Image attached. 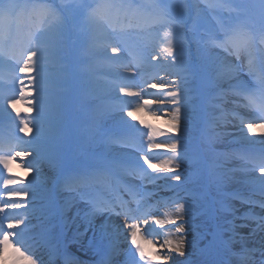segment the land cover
I'll list each match as a JSON object with an SVG mask.
<instances>
[{"label": "rangeland", "instance_id": "obj_1", "mask_svg": "<svg viewBox=\"0 0 264 264\" xmlns=\"http://www.w3.org/2000/svg\"><path fill=\"white\" fill-rule=\"evenodd\" d=\"M0 3L4 12H10L13 5H30L33 11L45 10V17L41 20L47 26L48 35L39 37V30L35 34V29L31 28L33 42L39 39L44 43L40 58L46 61L42 67H49L53 71L50 76L65 70L58 76V81L69 82L53 98V105L45 106L46 116H37L40 112L36 108L31 112L0 114V121L6 122V127L14 133V140L26 141L33 152H52L47 157L57 156L59 159L51 178L31 190L34 193L31 200L34 206L31 208L39 219L36 225L43 233L48 232L57 248L56 254L62 244V256L70 259L68 264H92L102 256L95 233L91 227L86 228L96 191H91L92 188L86 184L84 188L69 186L74 177L95 168L100 174L106 170L121 178L123 169L136 168L140 174L147 173L159 181L166 192L172 193L174 201L171 205L180 209L181 205H186L182 222L189 226L195 237L187 254L191 257L190 264H236L234 257L237 254L232 249V239L236 236L234 227L244 218H236L235 213L230 212V207L240 203L243 207L239 211H246L249 209V202H243L246 193L264 192V185L259 180L249 178L252 164L248 163L251 155L264 150V129L258 127L255 132L249 133L245 128L229 132L225 128L218 130L207 127L204 122L207 113L203 114V107L208 108L207 101L212 96L210 77L217 71L220 60L214 50L230 40L229 37L264 44L261 0H0ZM98 8L128 12L140 21L118 28L119 31L112 37L115 41H121L126 49H132L133 53L149 38L157 36L164 37L174 49L179 44L182 48L179 54L185 53L191 61V52L195 54L196 62L191 63V70L193 73L197 71V74L191 77V81L199 79L203 94L201 96L200 89H193L192 100L197 102V107L191 111L196 114V119L180 125L178 133H167L159 142L168 144L179 140L180 166H173L177 167L183 183L177 184L169 176L147 169L140 159L143 145L139 143L137 150L130 146L138 139L137 135L143 139L148 136L138 130V133L132 132L130 135L134 128L127 124L118 126L104 122L109 112H115V106L104 105L98 100L99 95L89 94L97 90L98 80L88 79L90 69L82 60L88 57L84 48L90 45L86 42V35L91 14ZM57 21H62L59 29L53 27ZM256 83L249 88L250 92L257 91L259 86ZM101 88L104 89L103 83ZM31 117L35 121L32 132L20 133V120ZM248 122L260 124L264 121L246 120L240 124ZM29 127L32 128V125L29 124ZM126 129H129L128 132ZM247 144H258L260 147L258 151L247 153ZM54 147L63 152H56ZM157 151L160 155L156 160L150 158L148 153L145 155L153 163L173 160V154L166 149ZM4 173L0 164V179L6 177ZM259 173L257 168L251 175L259 176ZM249 186H252L251 190H246ZM144 199L138 198V203ZM135 214L134 211L124 218L129 224L138 225L140 239H136V243L140 246L141 240L155 243V234L142 230L144 225L141 223L147 216ZM8 219L14 220L11 217ZM20 242L37 259V264H48L47 260L37 258L36 251L31 249L29 243ZM263 248L255 249L254 258H248L250 264H264ZM127 250L126 247L122 251L126 253ZM165 254L160 252L156 258L162 260ZM15 255L9 247L3 253L1 264H11ZM75 255L83 260L80 261ZM18 264L26 263L20 260Z\"/></svg>", "mask_w": 264, "mask_h": 264}, {"label": "bare ground", "instance_id": "obj_2", "mask_svg": "<svg viewBox=\"0 0 264 264\" xmlns=\"http://www.w3.org/2000/svg\"><path fill=\"white\" fill-rule=\"evenodd\" d=\"M19 10L25 14L22 13L23 16H19ZM44 13L43 10L42 14L37 13L36 16L30 5L24 7L13 5L10 7L8 18H4L5 22L0 23V43L4 44L5 47V49L0 47V114L3 113L4 116L11 112L26 111L29 105H35L36 111L40 112L37 116H46L45 106L53 105V98L58 95L59 91L69 85L67 81H58V76H61L65 70L60 71L55 76H50V74H53L51 68L42 67V63L46 62L45 59L40 58L42 53L39 57L34 58L37 70L31 73L35 78L33 82H29L27 76H23L19 72L20 65L27 57L28 52L37 47V42L39 41V50L44 46V43L40 42L39 39L33 42L32 37L30 38L32 42H28L30 35L27 25L28 20L32 18L29 23L31 27L35 28V34L39 30L38 36L46 37L48 35L47 26L41 21V18H44L42 16ZM17 22H19L18 28L14 27ZM138 22L140 21L128 12L119 13L104 8L96 9L91 14L86 35V42L90 45L85 46L84 51L88 57L84 58L82 63L90 69L88 79L98 80L99 87L97 85V90H93L92 94L99 95L98 100L103 102L104 105L115 106L113 108L115 112H109L107 120H104V122L118 126L127 124V126L134 128L133 133H138V130L147 136V128L141 125L140 121H143L144 125H151L153 128L167 132L169 125L165 122L167 118L165 112L170 115L172 108L169 105L166 109H160L159 105H153L150 111L157 112L158 115L153 116L150 111L139 110L135 113V120L128 117L126 111L130 107L135 108L139 99L160 98L158 90L149 88L148 84H164L168 86L169 90L182 93V119L180 125L196 119V114L191 111L193 107H197V102L192 100L193 89L196 87L200 89L201 96L203 94L199 79L196 78L195 81H191V77H195V73L191 71L192 61L185 53L181 55L176 52V59L170 57L167 49L172 47V44L164 37L152 36L147 40V43L144 42L143 46L138 47L136 51L134 50V53H131L132 49H126L124 45L112 38L115 34L113 30H118L119 26ZM22 24H26V27ZM13 35L15 39L11 40ZM229 39L214 50L220 60L217 71L211 74L210 77L212 96L207 101L209 103L208 108L203 107V114L207 113V116L204 117L207 127L218 130L225 128L229 132H234L242 128L247 129L246 124L241 125V122L246 120L260 121L257 116L260 115V104L264 103V44L254 40L244 42L240 38L229 37ZM113 47L118 48L119 51L113 53ZM173 50L175 51L174 48ZM135 53L139 56H136ZM191 56L193 59L196 58L193 51ZM153 57H156V59H153ZM21 79L24 80V87L31 90L32 96H28L26 92L27 99L17 103L14 111L8 106L9 100L12 98L19 99L21 87L19 81ZM253 81L257 82L256 85L259 88L255 92H250L249 88H252ZM101 83H103V90ZM121 87L132 92H141L143 95L140 98L125 96L120 92ZM227 108L237 110L228 111ZM33 115H36V113H33ZM83 118H85V115ZM137 138L130 147L137 150L139 143H141L143 151H140V153L145 154V152H148L149 138L143 139L140 135H137ZM163 139V136H157L152 142L159 143ZM27 145L30 149V144ZM245 146L247 147V153L258 151L260 147L258 144H247ZM0 147L4 149V152H0V154H5L10 148L15 151L22 150L24 145L19 140L5 141L0 135ZM135 154L137 155V153ZM148 154L154 160L160 155L158 151ZM22 159L31 160L35 171L27 172L19 167L20 159L10 161L9 168L4 169L6 177L0 179V206L5 201L10 202L11 200H19L22 204L27 202L28 208L26 209L5 210L9 218L11 217L14 220L17 218L24 219L26 220L25 225L29 226L26 232L21 233L20 241L29 243L31 249L36 251L37 258L47 260L48 264H68L70 259L62 256L63 245L60 244V247H58L59 253L56 254L57 248L50 240L48 232L43 233L37 227L36 224L39 219L31 208L34 206L33 203L31 204V200L34 198V193L31 192L32 188L42 185L51 178L56 169L54 165L59 162V159L57 156L44 158L36 152L32 157ZM121 173L123 177L121 175L120 179L116 174L103 170L100 175H90L89 181L91 183L87 182L92 185V191L95 189L98 191V194H95L93 201H91L92 211L86 227L87 229L91 227L95 233L96 243L102 254L101 258L94 264H108L109 261H112L111 264H139V257L135 255L136 248L130 244L129 233L131 230L126 227V224L129 223L121 215L124 212L130 213L127 212V210H130L128 208L131 205L129 201L134 199L131 194L130 196L123 194L125 185L134 189L135 192L141 193L140 196L145 198V201L136 207L135 215L147 216L146 219L151 224L145 226L142 222L141 224L144 225L142 230L156 236L153 244L145 243L143 240L140 242V248L148 260L151 261V264H190L191 257L187 254L195 237L190 232L189 226L184 225V255L170 250L166 244V241H171L174 247L180 241L181 234L175 231L176 225L171 224L170 221L176 220L177 225L183 223V219H178V217H184L185 213L177 206L171 205L174 201L172 193L170 191L166 192L160 182L154 178L143 173L141 175L140 170L136 168L123 169ZM82 174L88 177L85 172H82ZM10 177H15L18 181L23 182L9 185L6 188L4 180ZM57 178L58 176L54 182L57 181ZM150 178L154 180H150ZM109 184L121 186L120 193L122 195L113 199V201H109L108 197L106 199V192H100ZM251 188L252 186H249L246 190H251ZM9 189L15 192L21 190H23L22 192H28L27 201L20 197H8L7 191ZM110 189V197L112 198L115 194H111L113 188ZM243 202H249V209H246V211H239L243 207L240 203H234L230 207V212L235 213L236 218H244L234 227L236 236L232 239V249L237 254L234 257L236 264H250L248 258H254L256 255L254 253L255 249L264 247V229L259 226L260 222L264 221V207H261V204L264 203V192L246 193ZM124 204L128 206L127 209L119 208ZM4 217L5 213H0V229H3L6 224ZM156 219L162 221V227L154 223ZM1 234L2 232H0ZM136 239H140L138 233ZM126 247L128 250L123 253L122 250ZM160 252L166 253L168 259L156 258ZM75 257L81 259L80 261L83 260L79 255H75ZM1 261L0 258V264ZM25 263L28 264V261L25 260Z\"/></svg>", "mask_w": 264, "mask_h": 264}, {"label": "snow or ice", "instance_id": "obj_3", "mask_svg": "<svg viewBox=\"0 0 264 264\" xmlns=\"http://www.w3.org/2000/svg\"><path fill=\"white\" fill-rule=\"evenodd\" d=\"M71 7V6H69ZM261 8V20L264 22V0H261L260 4ZM4 14V10L0 8V15ZM62 24V21H57L55 27L56 29H59ZM262 33H264V29H262ZM264 38V36H262ZM119 49L116 47L112 48V52L116 53ZM168 54L170 57H173V59H176L175 53L181 52L182 48L179 44H177L175 51L172 47H169L167 49ZM40 50H39V41L37 42V47L33 50H30L28 52L27 57L24 59L23 63L19 67V72L23 76H27V79L29 82L34 81V77L31 75L36 69V61L34 58L40 56ZM153 59H156V57H153ZM21 87L19 90V99L12 98L9 100V107L12 108L14 111L16 110L17 103H20L27 99L25 93L27 92L28 96H32V92L30 89H27L24 87V80L21 79L20 81ZM148 87L154 90H158V93L160 94V98H143L139 99L138 103L135 108H128L126 111V115L133 120L136 119L135 113L139 110H146L150 111L151 107L153 105H159L160 109H166L169 105L172 106L171 108V114L168 115L167 112H165L166 123L169 125L167 128V132L161 129L153 128L151 125H144L143 121H140L141 125L147 128V136L149 138V143L147 145L148 152L145 153H151L155 152L157 150L166 149L168 152L173 154V160H164L159 163H153L151 159L148 158L147 155L144 153L140 156V159L143 160L144 165L147 166V169L151 170L153 173L158 174H164L169 176L171 181L176 182L177 184L183 183L182 177L177 170V167L180 166V151H179V140L175 139L173 142L168 144H161V143H155L152 142L155 137L157 136H165L167 133H178L180 132V124L182 119V104H181V95L182 93L179 91L169 90L167 85L159 84V83H150L148 84ZM120 92L128 97H136L140 98L143 94L141 92H132L128 90L127 88L121 87ZM35 105H29L27 108L28 112L33 111V108ZM259 112L260 115L257 116V119H260L261 121H264V103H261L259 106ZM150 114L155 116L158 115L157 112H151ZM19 112H17V116H19ZM29 124L32 125V128L29 127ZM35 127V121L33 117L30 119H21L19 124V132L20 133H31L32 130ZM264 129V122H261L260 124H256L255 122H248L246 123V128L249 133H253L256 131L257 128ZM24 147L22 150L15 151L13 149H9L5 154H0V164L3 165L4 169L9 168V162L15 161L17 159H20V165L19 167H22L27 172H34L35 167L32 164L31 160L28 159H22L26 157H32L34 155V152L29 149L28 145L26 144V141H23ZM0 152H4V149L0 147ZM248 163L252 164V168L249 169L250 176L249 178L251 180H259L262 185H264V150H262L259 154H253L248 158ZM176 164L177 167H174L173 165ZM259 169L261 175L255 176L251 175V173H254L256 169ZM175 175H172L174 174ZM147 175V173H146ZM158 178V177H157ZM150 180H154L151 179ZM22 183L23 181H18L15 177H10L8 179L4 180V185L7 188L9 185H15L17 183ZM8 197H20L27 201V198L29 197L28 192H15L11 191L10 189L7 191ZM261 207H264V203L261 204ZM26 209L28 208V203H20L19 200H11L5 201L2 206H0V213H5L4 219L6 220V224L4 225L3 229H0V232H2V235H0V258H3V253L5 250H7L9 247L12 248L13 253L15 255V259L12 260L11 264H18V261L20 260H26L28 261V264H37V259L34 258L32 254L27 251L24 246L20 242V237L22 232H26L29 228L28 225H25L24 219L17 218L15 220L8 219L7 213L5 210H18V209ZM181 209L186 212V205H181ZM27 214V212H25ZM29 219V216H28ZM27 219V220H28ZM178 219H183V217H178ZM143 223L145 226L151 224V222L147 219L143 220ZM154 223L159 226H163L162 221L159 219L154 220ZM171 224L176 225L175 231L180 235V241L175 244L173 247L171 241H166V244L168 248L172 251H175L179 253L180 255H184L183 248H184V238L183 233L185 231L184 224L181 223L177 225L176 220H171ZM186 223V221H185ZM23 226V227H22ZM261 229H264V221H261L259 224ZM126 227L129 228L131 231L129 233L131 238V243L135 246L136 252L135 255L139 257V264L143 262V264H151V261L148 260V258L145 256V253L141 250L140 245L136 243V234L138 230V225L136 223L126 224ZM164 260L168 259V256L165 255L163 257Z\"/></svg>", "mask_w": 264, "mask_h": 264}]
</instances>
